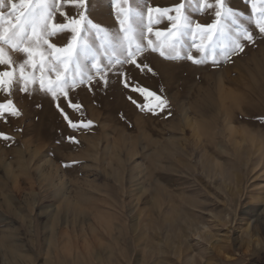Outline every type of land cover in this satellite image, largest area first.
I'll list each match as a JSON object with an SVG mask.
<instances>
[{
  "label": "rangeland",
  "instance_id": "obj_1",
  "mask_svg": "<svg viewBox=\"0 0 264 264\" xmlns=\"http://www.w3.org/2000/svg\"><path fill=\"white\" fill-rule=\"evenodd\" d=\"M184 2L130 0L125 7L142 11L147 24L149 7ZM227 3L254 29L250 3ZM116 13L110 0H88L90 19L112 33L120 27ZM186 15L193 26L216 19L195 2ZM222 23L217 54L234 32ZM170 26L167 17L152 25L154 32ZM255 37L216 64L211 47L205 63L188 60L205 54L186 36L180 59L145 53L155 74L125 65L134 87L166 101L154 111L142 106L158 100L146 101L112 72L106 85L78 83L54 100L40 90L38 69L29 93L20 91L17 70L10 91L0 88V103L11 100L20 113L0 116V133L9 137L0 139V264H247L264 254V36ZM67 38L49 39L63 47ZM88 40L99 50L94 36ZM6 51L17 64L26 58ZM81 63L96 75L91 57Z\"/></svg>",
  "mask_w": 264,
  "mask_h": 264
},
{
  "label": "snow or ice",
  "instance_id": "obj_2",
  "mask_svg": "<svg viewBox=\"0 0 264 264\" xmlns=\"http://www.w3.org/2000/svg\"><path fill=\"white\" fill-rule=\"evenodd\" d=\"M189 2L197 4V11L210 9L214 11L215 21L212 24L193 26L192 20L186 15V6ZM251 4L250 21L254 23V29L241 22L243 13L228 6L227 0H185L171 8L149 7L147 9V24L143 23V12L132 7H125L130 0H110L117 8V20L119 31L112 33L106 27L95 23L88 15V0H0V66L7 65L9 71H0V88L10 91L8 86L15 80L19 71V81L22 82L20 91L29 93V85L36 83V70H39V87L41 91L51 94L58 99L60 95L68 96L67 89L75 88L77 84L83 85L86 81L91 87V82L97 84L108 83L109 72L124 77V87L138 91L145 100L155 98L159 101L156 105L145 103L142 106L154 111L156 107L163 109L166 101L161 100L154 92L142 87H134L129 81L125 65L134 66L140 71L153 72L146 63L147 51L159 52L165 59H180V51L184 37L191 38V47L196 48L205 55L201 59H195L187 55V59L193 64H202L206 61L207 49L212 48V63H218V58L227 61L232 55L244 51L245 42H255V32L264 36V0H245ZM7 7V11L4 9ZM68 9L75 10V15H70ZM155 13V15H153ZM175 13V15H172ZM167 17L171 26L166 32L153 30L152 25L160 19ZM228 20L234 27L229 42L220 46V52H215L213 39L218 34L225 35V26L222 21ZM146 30V31H145ZM64 34L67 44L58 47L50 41V37ZM155 35V41L151 38ZM94 36L100 42L99 50L94 51L88 37ZM168 37L162 41L161 37ZM199 37L200 42L197 43ZM207 41V43L205 42ZM146 42V43H145ZM46 46V47H45ZM165 48L169 49L166 53ZM20 52L25 55L23 62L17 64L6 51ZM175 53L172 55L171 53ZM102 53V55H101ZM91 57L92 71L85 72L82 60ZM106 61V62H105ZM26 67L33 71L28 73ZM55 79H52V76ZM131 99V97H130ZM136 103L135 100H132ZM76 109L80 104H71ZM59 107V104L57 105ZM7 112L9 115L18 116L20 113L8 100L0 103V116ZM64 118L67 120L68 116ZM72 127H78L69 120ZM91 122L81 121L79 126L89 127ZM0 139L8 140L9 137L0 133ZM72 140L73 138H69Z\"/></svg>",
  "mask_w": 264,
  "mask_h": 264
},
{
  "label": "trees",
  "instance_id": "obj_3",
  "mask_svg": "<svg viewBox=\"0 0 264 264\" xmlns=\"http://www.w3.org/2000/svg\"><path fill=\"white\" fill-rule=\"evenodd\" d=\"M247 264H264V254L258 257L252 258Z\"/></svg>",
  "mask_w": 264,
  "mask_h": 264
},
{
  "label": "bare ground",
  "instance_id": "obj_4",
  "mask_svg": "<svg viewBox=\"0 0 264 264\" xmlns=\"http://www.w3.org/2000/svg\"><path fill=\"white\" fill-rule=\"evenodd\" d=\"M200 100H201V98H200ZM189 121V120H188Z\"/></svg>",
  "mask_w": 264,
  "mask_h": 264
}]
</instances>
